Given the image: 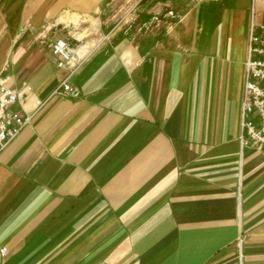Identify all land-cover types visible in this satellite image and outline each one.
Here are the masks:
<instances>
[{"label":"crops","instance_id":"crops-1","mask_svg":"<svg viewBox=\"0 0 264 264\" xmlns=\"http://www.w3.org/2000/svg\"><path fill=\"white\" fill-rule=\"evenodd\" d=\"M251 23L264 0H0V81L31 115L0 152V264H264Z\"/></svg>","mask_w":264,"mask_h":264},{"label":"built area","instance_id":"built-area-1","mask_svg":"<svg viewBox=\"0 0 264 264\" xmlns=\"http://www.w3.org/2000/svg\"><path fill=\"white\" fill-rule=\"evenodd\" d=\"M52 52L60 58L57 66L67 69L68 73L61 82L62 92L72 96L77 90L71 88L69 80L79 66L75 60V51L65 40L57 39L52 44ZM19 94L7 84L0 81V152L14 140L30 122V114L10 111L17 102ZM242 147L254 146L264 149V26H249L247 56L244 62V77L241 95L240 114ZM4 249L1 253H4Z\"/></svg>","mask_w":264,"mask_h":264}]
</instances>
